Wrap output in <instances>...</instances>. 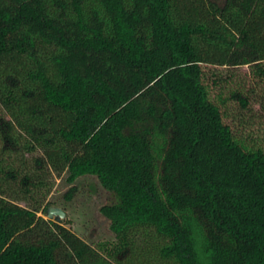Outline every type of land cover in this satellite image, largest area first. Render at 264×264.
Wrapping results in <instances>:
<instances>
[{"label": "trees", "instance_id": "1", "mask_svg": "<svg viewBox=\"0 0 264 264\" xmlns=\"http://www.w3.org/2000/svg\"><path fill=\"white\" fill-rule=\"evenodd\" d=\"M240 66L264 84V0H0V264H264ZM48 173L98 179L114 241L44 217Z\"/></svg>", "mask_w": 264, "mask_h": 264}, {"label": "rangeland", "instance_id": "2", "mask_svg": "<svg viewBox=\"0 0 264 264\" xmlns=\"http://www.w3.org/2000/svg\"><path fill=\"white\" fill-rule=\"evenodd\" d=\"M215 1L221 3L223 0ZM218 72L221 74V78L228 75V71L223 68H219ZM231 73L234 76L228 83L229 87L240 86L245 90L254 88L256 96L264 93V84H255L257 80L252 76L248 66L231 69ZM209 77V82L212 84V95L214 96L220 90L212 83L214 77L211 75ZM229 87L222 89L225 95H227ZM255 100L251 101L248 109L241 112L239 109H235V103L229 102L228 114L233 116L235 123L239 120V115L242 116L249 124L248 129H252L257 134H264V107ZM226 120L230 121L231 119L227 118ZM40 155L38 151L25 154L30 162ZM66 176V173L60 176L55 173L45 174L44 188L34 194L39 200L38 203H41V206H48V208L54 207L63 210L65 212L64 217L60 218L56 215L51 219L69 228L87 243L96 246L100 243L114 241V234L109 229V221L100 212V207L110 203L113 200V195L102 187L94 175L79 176L71 183L67 181ZM17 202L23 206L29 205L26 200ZM38 215H42L41 212H38ZM44 217L48 218L47 216Z\"/></svg>", "mask_w": 264, "mask_h": 264}, {"label": "water", "instance_id": "3", "mask_svg": "<svg viewBox=\"0 0 264 264\" xmlns=\"http://www.w3.org/2000/svg\"><path fill=\"white\" fill-rule=\"evenodd\" d=\"M56 215L61 218V217H64L65 212L61 209H56L54 207H50L47 209V217L48 218H52L53 216H56Z\"/></svg>", "mask_w": 264, "mask_h": 264}]
</instances>
